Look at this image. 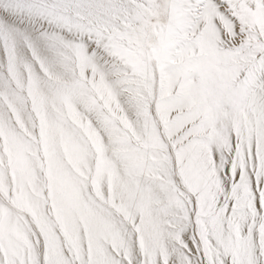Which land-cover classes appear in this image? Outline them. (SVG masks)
<instances>
[{
	"label": "snow or ice",
	"instance_id": "obj_1",
	"mask_svg": "<svg viewBox=\"0 0 264 264\" xmlns=\"http://www.w3.org/2000/svg\"><path fill=\"white\" fill-rule=\"evenodd\" d=\"M0 264H264V0H0Z\"/></svg>",
	"mask_w": 264,
	"mask_h": 264
}]
</instances>
